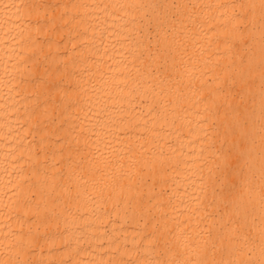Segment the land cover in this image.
I'll return each mask as SVG.
<instances>
[{
  "label": "bare ground",
  "instance_id": "1",
  "mask_svg": "<svg viewBox=\"0 0 264 264\" xmlns=\"http://www.w3.org/2000/svg\"><path fill=\"white\" fill-rule=\"evenodd\" d=\"M259 2L0 0V260L258 261Z\"/></svg>",
  "mask_w": 264,
  "mask_h": 264
},
{
  "label": "snow or ice",
  "instance_id": "2",
  "mask_svg": "<svg viewBox=\"0 0 264 264\" xmlns=\"http://www.w3.org/2000/svg\"><path fill=\"white\" fill-rule=\"evenodd\" d=\"M241 8H250L254 9L256 7L255 4H248V5H240ZM259 8H260V18H261V23L264 25V0H260L259 2ZM40 17L37 16V21L39 22ZM261 92H262V108H264V65H262L261 68ZM229 161V157L226 155L225 156V165L227 166ZM211 173V169L209 170ZM261 245H260V259L258 261L254 260H238V261H231L228 262V264H264V227L261 228ZM0 264H31L30 261H20V260H13V259H8V260H0ZM202 264H217L215 261H205L202 262Z\"/></svg>",
  "mask_w": 264,
  "mask_h": 264
}]
</instances>
